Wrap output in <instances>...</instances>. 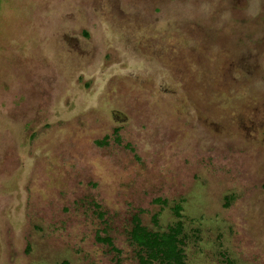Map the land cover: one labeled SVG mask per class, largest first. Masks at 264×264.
Returning <instances> with one entry per match:
<instances>
[{
	"label": "rangeland",
	"instance_id": "374dc122",
	"mask_svg": "<svg viewBox=\"0 0 264 264\" xmlns=\"http://www.w3.org/2000/svg\"><path fill=\"white\" fill-rule=\"evenodd\" d=\"M134 216L264 264V0H0V264H139Z\"/></svg>",
	"mask_w": 264,
	"mask_h": 264
},
{
	"label": "trees",
	"instance_id": "16d2710c",
	"mask_svg": "<svg viewBox=\"0 0 264 264\" xmlns=\"http://www.w3.org/2000/svg\"><path fill=\"white\" fill-rule=\"evenodd\" d=\"M117 140L120 142L119 137ZM132 223L131 242L137 247L139 264H186L181 242L183 226L180 223L170 226L164 232L150 231L138 216L133 217ZM102 240L113 246L111 239Z\"/></svg>",
	"mask_w": 264,
	"mask_h": 264
},
{
	"label": "flooded vegetation",
	"instance_id": "af4514ba",
	"mask_svg": "<svg viewBox=\"0 0 264 264\" xmlns=\"http://www.w3.org/2000/svg\"><path fill=\"white\" fill-rule=\"evenodd\" d=\"M116 134V133H115ZM117 142H118V140L117 139H115ZM0 231H2V229H0Z\"/></svg>",
	"mask_w": 264,
	"mask_h": 264
}]
</instances>
